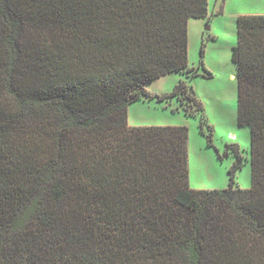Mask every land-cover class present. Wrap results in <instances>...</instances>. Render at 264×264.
<instances>
[{
  "label": "trees",
  "instance_id": "1",
  "mask_svg": "<svg viewBox=\"0 0 264 264\" xmlns=\"http://www.w3.org/2000/svg\"><path fill=\"white\" fill-rule=\"evenodd\" d=\"M208 15V0H0V264H264V15L238 19L234 50L250 189L192 190L188 129L128 124L131 105L177 98L206 135L186 82L145 86L195 73L188 23Z\"/></svg>",
  "mask_w": 264,
  "mask_h": 264
},
{
  "label": "rangeland",
  "instance_id": "2",
  "mask_svg": "<svg viewBox=\"0 0 264 264\" xmlns=\"http://www.w3.org/2000/svg\"><path fill=\"white\" fill-rule=\"evenodd\" d=\"M208 4V18L191 19L188 23V67L195 73L188 76L174 73L145 86L152 93L169 95L180 82H186L203 105L206 135L201 133L198 120L179 111L188 105L186 100L177 98L163 105L154 102L131 105L128 124L130 127L188 129L189 184L192 190H226L232 177L238 187L248 190L252 187L251 129L239 124L238 66L234 50L238 46V19L264 15V0H208ZM201 62L211 77L201 68ZM195 74L198 77L192 78ZM239 157L242 167L233 172Z\"/></svg>",
  "mask_w": 264,
  "mask_h": 264
},
{
  "label": "water",
  "instance_id": "3",
  "mask_svg": "<svg viewBox=\"0 0 264 264\" xmlns=\"http://www.w3.org/2000/svg\"><path fill=\"white\" fill-rule=\"evenodd\" d=\"M210 30V28H208V31Z\"/></svg>",
  "mask_w": 264,
  "mask_h": 264
}]
</instances>
